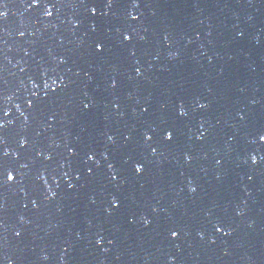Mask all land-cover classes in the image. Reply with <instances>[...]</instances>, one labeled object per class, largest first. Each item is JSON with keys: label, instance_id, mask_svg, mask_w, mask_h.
Returning <instances> with one entry per match:
<instances>
[{"label": "water", "instance_id": "water-1", "mask_svg": "<svg viewBox=\"0 0 264 264\" xmlns=\"http://www.w3.org/2000/svg\"><path fill=\"white\" fill-rule=\"evenodd\" d=\"M0 11V264H264V0Z\"/></svg>", "mask_w": 264, "mask_h": 264}, {"label": "snow or ice", "instance_id": "snow-or-ice-1", "mask_svg": "<svg viewBox=\"0 0 264 264\" xmlns=\"http://www.w3.org/2000/svg\"><path fill=\"white\" fill-rule=\"evenodd\" d=\"M39 5H40V0H31V6H32V7H39ZM93 14H95V13L93 12ZM3 16H6V13L0 11V17H3ZM125 39H128V37H125ZM100 50H102V49H100ZM113 86H115V85H113ZM201 107H204V105H201ZM181 114L183 115V113H181ZM0 127H3V125L0 124ZM148 139H151V137H148ZM172 139H173V135H172L171 133H169V134L167 135V140L171 141ZM260 140H261V141H264V134H261V136H260ZM5 155H6V153H5ZM261 159L264 160V157H261ZM252 162H253V164L256 163V160H255L254 157L252 158ZM136 171H137V172H140L141 169H140L139 167H137V168H136ZM7 178H8L9 181H12V180L14 179V177H13L12 175H10V174L8 175ZM113 179H115V177H113ZM193 191H195V189H193ZM113 206H114V207H118V205H115V204H114ZM240 214H241L240 212H237V215H240ZM215 230H216L217 232H221V231H223V225H217V226L215 227ZM224 234H225V235H230V233H228V232H225ZM17 235H20V234L17 233ZM172 235H173V237H175L176 233L173 232ZM213 243H214V241H213Z\"/></svg>", "mask_w": 264, "mask_h": 264}, {"label": "clouds", "instance_id": "clouds-1", "mask_svg": "<svg viewBox=\"0 0 264 264\" xmlns=\"http://www.w3.org/2000/svg\"><path fill=\"white\" fill-rule=\"evenodd\" d=\"M42 259H47V257H46V256H44V257H42Z\"/></svg>", "mask_w": 264, "mask_h": 264}]
</instances>
